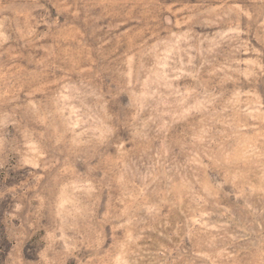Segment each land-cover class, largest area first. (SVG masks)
<instances>
[{
  "label": "rangeland",
  "instance_id": "rangeland-1",
  "mask_svg": "<svg viewBox=\"0 0 264 264\" xmlns=\"http://www.w3.org/2000/svg\"><path fill=\"white\" fill-rule=\"evenodd\" d=\"M0 264H264V0H0Z\"/></svg>",
  "mask_w": 264,
  "mask_h": 264
}]
</instances>
